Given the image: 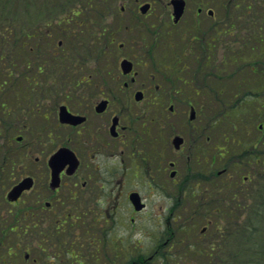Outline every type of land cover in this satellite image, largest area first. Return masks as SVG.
I'll return each mask as SVG.
<instances>
[{
    "label": "flooded vegetation",
    "instance_id": "af4514ba",
    "mask_svg": "<svg viewBox=\"0 0 264 264\" xmlns=\"http://www.w3.org/2000/svg\"><path fill=\"white\" fill-rule=\"evenodd\" d=\"M101 3L97 19L57 12L46 37H19L20 87H0V264H187L166 259L172 223L220 217L245 192L225 148L215 169L202 114L213 87L262 82V19L243 0ZM260 162L243 148L232 167L255 178Z\"/></svg>",
    "mask_w": 264,
    "mask_h": 264
},
{
    "label": "trees",
    "instance_id": "16d2710c",
    "mask_svg": "<svg viewBox=\"0 0 264 264\" xmlns=\"http://www.w3.org/2000/svg\"><path fill=\"white\" fill-rule=\"evenodd\" d=\"M262 1L243 0L250 6L253 15L260 13L257 10L264 9ZM260 5L261 9L255 8ZM94 10L95 13L90 12ZM100 10L106 13L101 0H0V87L11 85L17 87L14 70L19 37H46L48 25L57 12L67 11L70 16L73 13L84 12L90 21V17L98 18ZM78 20L83 21V18ZM77 52L78 49H71L72 59ZM239 110L242 109L237 104L230 108L231 114H237ZM238 146L244 148L241 144ZM257 170L259 172L253 180L254 187L251 191L248 190L250 199L248 198L245 204H239L232 195V205L227 208L228 211L225 205L227 215L223 217L226 213L223 210L220 217L215 218L216 223L213 224L215 232L224 234L218 240L220 242H210L207 247L188 246L187 251L191 259L187 264H195L192 258L194 256L197 258V254L198 258L202 259L200 264H264V160L257 165ZM243 213L245 216L243 221H240L239 217ZM220 220L224 221L221 228L218 227ZM169 258L172 259L170 256ZM181 260L185 258L182 257Z\"/></svg>",
    "mask_w": 264,
    "mask_h": 264
},
{
    "label": "rangeland",
    "instance_id": "374dc122",
    "mask_svg": "<svg viewBox=\"0 0 264 264\" xmlns=\"http://www.w3.org/2000/svg\"><path fill=\"white\" fill-rule=\"evenodd\" d=\"M120 1L118 2L119 5ZM262 5L264 6V0L262 1ZM256 6V5H255ZM260 6H257L255 8H260ZM261 9V8H260ZM91 13H95L96 10L90 11ZM258 15L261 16H252V20H256L257 18L262 19L263 25L262 28L264 30V9L257 10ZM105 14V13H104ZM107 17V16H106ZM114 19V18H113ZM111 22V18L107 17L104 22V27ZM243 26L246 28L248 27V22H244ZM254 26L257 28V25L254 24ZM244 28V29H245ZM247 29V28H246ZM262 30V31H263ZM85 39L86 46H90V39L87 37ZM233 42V40L231 39ZM246 40H240V43L245 42ZM237 44L239 42H236ZM251 43V42H250ZM1 44V43H0ZM1 48V45H0ZM261 48L264 50V42L262 43ZM89 56L92 57L89 58ZM86 61L87 67L93 66V56L90 55V52H87L86 54ZM262 64H263V72H264V57L262 58ZM89 72V71H88ZM259 78H261V73L259 72ZM256 87H238V85L231 82L228 85H224V87H213V101L211 102V106L209 107L210 112L208 113L206 110V107L203 108V114L202 117H205V119L209 116L212 118L211 123L212 128L211 131L213 132V142L215 146L219 148H225L226 151H228L227 155V162H231V166L229 169V181H231V189L232 190H238L237 187L241 186L243 187L245 192H242L241 194L237 193L235 194V198L237 203L239 204H245L246 200L251 196L248 194V190L251 191V189L254 187L253 180L254 176H251V173L249 170H245L242 167H232V162L237 161L240 156L241 152L243 151L242 147H239L238 144H241L244 146V148H248L249 152H253L255 156L261 157V160H264V77L262 79V82L258 81V84L255 85ZM10 87H16V86H10ZM203 90V89H201ZM200 91L199 98L197 99V105L201 104V101L204 100L201 98ZM206 100V99H205ZM204 103V102H203ZM237 104L242 110H239L237 114H231L230 108L232 105ZM224 111L226 112L224 114ZM217 120V122H214ZM217 123V124H216ZM261 125L262 127H258ZM225 140V142H224ZM215 149L214 156L216 157V170H220L224 167V164L228 165L227 162L221 163L219 157H218V150ZM202 157H200L201 159ZM203 165H205L202 161H199L198 168L200 169ZM262 171V170H261ZM246 177L248 178L247 182L242 184V178ZM252 177V178H251ZM220 184V183H219ZM234 197V196H233ZM250 199V198H249ZM232 198L227 201V208H229L232 205ZM216 205V204H215ZM218 209V208H217ZM232 209V208H230ZM241 209V208H240ZM241 211V210H240ZM244 211V210H243ZM236 215L239 214V209L236 210ZM231 214V213H230ZM232 216V215H231ZM230 216V217H231ZM245 216V213L241 214L240 221H243V218ZM239 220V219H238ZM216 223V219L214 218H201V217H193V218H186L185 216L179 219L177 223L172 224V232L176 234V239L181 240L183 244H179L169 249L168 255H178V257L181 256V250L185 252L187 250L188 245H196L198 247H207L208 243L210 242H216L219 243L222 236V233L215 232L213 224ZM224 221L220 220L218 227L221 228ZM167 225V233L163 236V239H167L169 235V229ZM182 230H181V229ZM229 231V230H226ZM136 233V232H135ZM151 236L152 240H155L157 238V235ZM141 236L137 233L133 235L132 239L137 240ZM178 237V238H177ZM214 239V240H213ZM136 252V251H135ZM197 258L194 256L192 260H194L195 264L202 263V259H199L198 254L196 255ZM175 258L173 257V261ZM190 255L189 258H187V261H190ZM168 260V259H167Z\"/></svg>",
    "mask_w": 264,
    "mask_h": 264
},
{
    "label": "water",
    "instance_id": "95a60500",
    "mask_svg": "<svg viewBox=\"0 0 264 264\" xmlns=\"http://www.w3.org/2000/svg\"><path fill=\"white\" fill-rule=\"evenodd\" d=\"M173 4H174V7H175V9L176 10H178V8H180L179 10L181 11V7H178L179 6V4H180V2L179 1H173ZM61 117L62 118H65V114L64 113H62L61 114ZM66 120V119H65ZM261 128V127H260ZM14 192H12L13 193V198H17V196L19 195V193H20V191H21V189H20V186H18V187H15V189L13 190Z\"/></svg>",
    "mask_w": 264,
    "mask_h": 264
}]
</instances>
